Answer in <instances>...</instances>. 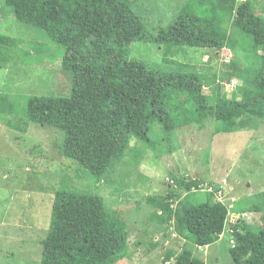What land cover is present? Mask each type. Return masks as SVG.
Here are the masks:
<instances>
[{
    "label": "trees",
    "instance_id": "obj_1",
    "mask_svg": "<svg viewBox=\"0 0 264 264\" xmlns=\"http://www.w3.org/2000/svg\"><path fill=\"white\" fill-rule=\"evenodd\" d=\"M2 1L18 21L45 31L65 49L61 68L72 74V90L68 96L52 97L0 93V124L22 132L31 123L59 131L63 135L61 143L55 144L59 153L96 181L107 178L123 160L132 138L152 146L154 125L174 131L217 118V108L194 73L155 70L129 61L130 45L146 39L130 0ZM226 20L247 37L246 45L254 53L263 49L264 17L249 1L236 0H191L153 42L210 50L244 49L246 45L227 34ZM17 45V39L0 34V64L7 60L5 52ZM256 57L259 67L246 79L253 88L251 96L242 100L217 96L232 114L222 127L225 132H231L244 116L264 119V53ZM179 92L192 101L189 112L170 111L168 99ZM177 185L185 196L177 202L174 189L164 197H147L155 208L152 219L171 223L184 241L181 252L166 253L165 264H205L195 251L221 239L229 210L210 192L194 203L195 195L202 193L199 179L185 177ZM256 199L238 212H264V192ZM162 210L165 215L160 214ZM232 233L234 264H264V226L256 232L241 221L232 227ZM128 245L126 224L107 210L102 196L63 187L55 193L40 264H117L126 258Z\"/></svg>",
    "mask_w": 264,
    "mask_h": 264
},
{
    "label": "rangeland",
    "instance_id": "obj_2",
    "mask_svg": "<svg viewBox=\"0 0 264 264\" xmlns=\"http://www.w3.org/2000/svg\"><path fill=\"white\" fill-rule=\"evenodd\" d=\"M130 1L146 39L130 45L129 61L155 70L194 73L218 116L174 131L154 125V144L132 138L129 152L100 181L59 153L55 145L63 139L59 131L31 123L28 131L22 132L0 124V264L41 263L55 193L63 187L102 196L107 210L126 224L128 254L117 264H165L167 252H181L184 241L171 223L152 219L155 208L147 197H164L174 189L177 202L185 197L177 185L185 177L200 180L202 193L195 195L194 203L203 199L205 192L218 200L221 192L220 199L229 210L221 239L195 251L205 264H234L230 247L234 245L235 224L245 221L256 232L264 226V212H238L256 203V196L264 192V119L244 116L231 132H225L222 127L232 114L217 99L218 95L225 100L251 96L253 88L246 79L259 67L256 56L264 53V47L254 53L246 45L247 37L235 31L228 20L224 24L227 34L246 45L244 49L158 45L153 38L160 29L173 25L188 0ZM236 1H249L264 17V0ZM0 34L18 40L0 64V93L49 97L71 93L72 74L61 68L65 49L45 31L18 21L2 0ZM168 106L172 113L189 112L194 107L182 92L169 98ZM160 214L165 215V210Z\"/></svg>",
    "mask_w": 264,
    "mask_h": 264
},
{
    "label": "built area",
    "instance_id": "obj_3",
    "mask_svg": "<svg viewBox=\"0 0 264 264\" xmlns=\"http://www.w3.org/2000/svg\"><path fill=\"white\" fill-rule=\"evenodd\" d=\"M219 198H218V200L217 201H219V202H222V200L220 199V197L222 196V193L221 192H219ZM217 197V196H216ZM223 203V202H222Z\"/></svg>",
    "mask_w": 264,
    "mask_h": 264
},
{
    "label": "crops",
    "instance_id": "obj_4",
    "mask_svg": "<svg viewBox=\"0 0 264 264\" xmlns=\"http://www.w3.org/2000/svg\"><path fill=\"white\" fill-rule=\"evenodd\" d=\"M190 1H191V0H188L187 3L190 2Z\"/></svg>",
    "mask_w": 264,
    "mask_h": 264
}]
</instances>
